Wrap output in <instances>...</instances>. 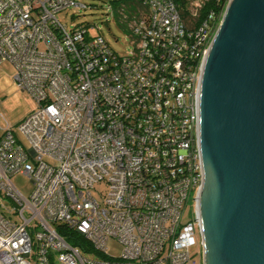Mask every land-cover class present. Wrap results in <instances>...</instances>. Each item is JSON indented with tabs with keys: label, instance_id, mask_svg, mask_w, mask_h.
Wrapping results in <instances>:
<instances>
[{
	"label": "built area",
	"instance_id": "built-area-1",
	"mask_svg": "<svg viewBox=\"0 0 264 264\" xmlns=\"http://www.w3.org/2000/svg\"><path fill=\"white\" fill-rule=\"evenodd\" d=\"M107 1L141 6L127 55L91 36L93 27L68 30L56 18L92 6L0 0V64L14 66L36 104L17 129H0V264H193L195 95L224 14L188 29L174 0ZM17 175L32 183L29 196ZM73 233L85 244L72 245ZM111 239L121 257L109 255Z\"/></svg>",
	"mask_w": 264,
	"mask_h": 264
},
{
	"label": "water",
	"instance_id": "water-1",
	"mask_svg": "<svg viewBox=\"0 0 264 264\" xmlns=\"http://www.w3.org/2000/svg\"><path fill=\"white\" fill-rule=\"evenodd\" d=\"M199 70L203 264H264V0H229Z\"/></svg>",
	"mask_w": 264,
	"mask_h": 264
},
{
	"label": "rangeland",
	"instance_id": "rangeland-1",
	"mask_svg": "<svg viewBox=\"0 0 264 264\" xmlns=\"http://www.w3.org/2000/svg\"><path fill=\"white\" fill-rule=\"evenodd\" d=\"M81 3L92 6L90 10L69 9L57 13L56 18L66 25L68 30L79 25L93 27L91 36H101L110 48L120 56L127 55L134 46V38L131 35V27L139 16L140 5L137 3L117 2L110 4L107 0H78ZM15 68L9 62L0 64V129L9 124L14 129L23 119L36 109L32 97L18 88L14 79ZM20 139L28 147L25 137L18 132ZM29 148V147H28ZM17 189L24 195L29 196L33 190L30 180L17 175L12 179ZM107 184L101 181L95 185L94 196L101 200L105 194ZM193 218V207L190 204L185 210L183 222ZM197 246L192 250L193 264H203V248L201 236L198 229ZM110 256L118 258L122 256L123 246L116 240L111 239L108 243Z\"/></svg>",
	"mask_w": 264,
	"mask_h": 264
},
{
	"label": "trees",
	"instance_id": "trees-1",
	"mask_svg": "<svg viewBox=\"0 0 264 264\" xmlns=\"http://www.w3.org/2000/svg\"><path fill=\"white\" fill-rule=\"evenodd\" d=\"M179 13L183 19L185 26L188 29H193L196 23L201 21L210 12H215L218 15H222L225 12L229 0H174ZM201 4L202 9H197L195 4ZM71 237L74 239L66 238L72 245L80 246V244H85L84 240L80 237H76L73 233Z\"/></svg>",
	"mask_w": 264,
	"mask_h": 264
}]
</instances>
